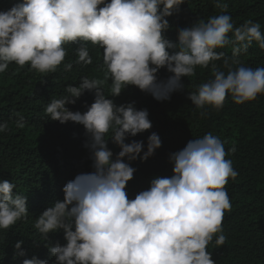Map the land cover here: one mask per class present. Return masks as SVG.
I'll return each instance as SVG.
<instances>
[{"label":"clouds","instance_id":"clouds-1","mask_svg":"<svg viewBox=\"0 0 264 264\" xmlns=\"http://www.w3.org/2000/svg\"><path fill=\"white\" fill-rule=\"evenodd\" d=\"M183 3L20 0L0 10V74L12 64L44 77L61 67L71 72L74 64H93L89 45L103 50L104 79L81 76L78 86L68 84L65 94L52 97L45 107L48 119L83 126V147L92 161L91 171L69 180L63 199L51 203L32 223L40 237L33 240L48 249L54 258L51 264H216L208 248L212 243L220 248L227 241L223 220L232 207L227 185L239 176L227 157L236 147L226 151V142L211 132L189 140L169 153L171 176H155L130 198L128 184L137 171L132 162L154 157L162 140L151 132L145 150L143 140L132 138L152 129L149 111L137 109L135 102L118 105L110 98L134 86L157 101H168L184 91L185 77L209 66L212 78L188 95L201 118L210 109L221 111L229 96L237 105L264 96V67L252 68L240 59L254 42L264 50L261 24L248 19L237 26L228 4L213 0L219 13L177 28L174 42L166 36L172 27L168 18ZM70 44L77 45L76 60L66 62ZM228 46L231 55L217 51ZM162 69L169 73L166 78L159 75ZM85 93L94 95L87 110H70L67 105H75ZM13 122L17 128L26 124L20 113L14 114ZM7 131L9 123H0V133ZM110 142L119 147L118 153ZM16 187L0 180V231L29 219L28 198ZM60 232L65 242L53 244L50 234ZM24 243H15L14 258L27 256ZM22 264H49V259L33 255Z\"/></svg>","mask_w":264,"mask_h":264},{"label":"trees","instance_id":"trees-1","mask_svg":"<svg viewBox=\"0 0 264 264\" xmlns=\"http://www.w3.org/2000/svg\"><path fill=\"white\" fill-rule=\"evenodd\" d=\"M18 2L20 0H0V10H7ZM223 2L228 4V13L237 26L252 19L259 22L264 31V0ZM218 13L213 0H184L179 11L168 18L172 27L166 36L175 42L177 28L191 26L200 18L206 20ZM66 47L69 50L66 62L75 61L77 45ZM89 48L93 64H74L71 72L61 67L44 77L29 71L28 67L18 68L12 64L5 74H0V123H9V131L0 133V180L16 184L15 191L27 196L30 211L27 222L21 221L7 231H0V264H22L24 258L33 255L49 259L51 264L54 258L49 257L48 249L34 241H39L40 237L32 223L51 203L63 199L62 189L69 180L80 172L91 171L92 161L83 147L86 139L83 126L71 121L61 124L45 114L51 98L64 95L68 84L78 86L81 76L104 79L100 68L103 50L92 49L91 45ZM217 51L231 55L232 48L228 46ZM240 59L246 66L264 67V50L254 42ZM216 63L222 65L221 61ZM211 73V66L198 67L195 76L184 78V91L174 93L168 101H157L134 86L126 88L119 97H110L118 105L135 102L137 109L149 111L152 129L132 138L143 140L145 150L151 132L157 133L162 140V147L154 157L146 162H132L137 171L127 191L129 197L134 198L155 176H171L168 155L181 150L189 140L208 132L219 136L226 142V151L236 147V152L227 158L232 160L239 176L227 185L232 205L223 220L227 241L220 248L212 243L208 250L216 264H264V96L243 105L235 104L229 96L221 111L210 109L208 115L201 118L200 110L192 105L188 95L196 91L197 85L212 78ZM159 75L166 78L169 73L162 69ZM104 87L106 94H110L111 81H105ZM93 102L94 95L85 93L75 105L67 106L72 111L84 112ZM15 113L25 117L23 128H17L13 122ZM109 147L114 153L120 151L111 142ZM21 239L25 241L22 247L27 256L14 258V245ZM50 240L53 244L65 242L62 232L50 234Z\"/></svg>","mask_w":264,"mask_h":264}]
</instances>
